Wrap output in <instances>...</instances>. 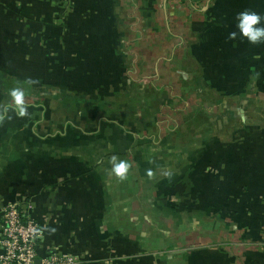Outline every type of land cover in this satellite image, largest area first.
I'll use <instances>...</instances> for the list:
<instances>
[{
    "label": "crops",
    "instance_id": "0c3cea01",
    "mask_svg": "<svg viewBox=\"0 0 264 264\" xmlns=\"http://www.w3.org/2000/svg\"><path fill=\"white\" fill-rule=\"evenodd\" d=\"M244 10L264 0H0V109L17 85L26 107L0 121V212L30 201L41 251L79 264H264Z\"/></svg>",
    "mask_w": 264,
    "mask_h": 264
},
{
    "label": "built area",
    "instance_id": "2783aa9c",
    "mask_svg": "<svg viewBox=\"0 0 264 264\" xmlns=\"http://www.w3.org/2000/svg\"><path fill=\"white\" fill-rule=\"evenodd\" d=\"M42 226L30 201L4 204L0 212V264H79L76 255L41 251Z\"/></svg>",
    "mask_w": 264,
    "mask_h": 264
},
{
    "label": "clouds",
    "instance_id": "9594fccd",
    "mask_svg": "<svg viewBox=\"0 0 264 264\" xmlns=\"http://www.w3.org/2000/svg\"><path fill=\"white\" fill-rule=\"evenodd\" d=\"M236 31L229 33V39H236L238 36L246 39L251 44L264 42V16L252 10H244L236 14L235 17ZM10 96L12 102L9 106L0 109V121L4 120L7 116L9 108H14L17 115L24 116L26 114V107L24 105L25 92L19 85L10 89ZM113 173L123 179L128 169L126 162H115Z\"/></svg>",
    "mask_w": 264,
    "mask_h": 264
},
{
    "label": "trees",
    "instance_id": "16d2710c",
    "mask_svg": "<svg viewBox=\"0 0 264 264\" xmlns=\"http://www.w3.org/2000/svg\"><path fill=\"white\" fill-rule=\"evenodd\" d=\"M232 116H233V115H232ZM209 137H211V135H210ZM209 137H207L206 140H207ZM214 139H215V138H211L210 140L213 141ZM201 148H204V146H201L200 148L198 147V148H197V152H198V150L201 149Z\"/></svg>",
    "mask_w": 264,
    "mask_h": 264
},
{
    "label": "water",
    "instance_id": "95a60500",
    "mask_svg": "<svg viewBox=\"0 0 264 264\" xmlns=\"http://www.w3.org/2000/svg\"><path fill=\"white\" fill-rule=\"evenodd\" d=\"M37 264H40L39 261L37 262Z\"/></svg>",
    "mask_w": 264,
    "mask_h": 264
},
{
    "label": "rangeland",
    "instance_id": "374dc122",
    "mask_svg": "<svg viewBox=\"0 0 264 264\" xmlns=\"http://www.w3.org/2000/svg\"><path fill=\"white\" fill-rule=\"evenodd\" d=\"M229 124H231V123H229Z\"/></svg>",
    "mask_w": 264,
    "mask_h": 264
}]
</instances>
